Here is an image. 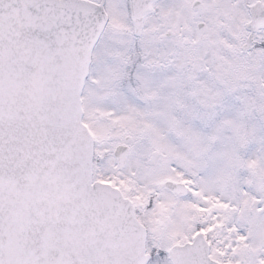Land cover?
<instances>
[{"label":"snow or ice","instance_id":"snow-or-ice-1","mask_svg":"<svg viewBox=\"0 0 264 264\" xmlns=\"http://www.w3.org/2000/svg\"><path fill=\"white\" fill-rule=\"evenodd\" d=\"M0 264H264V0H0Z\"/></svg>","mask_w":264,"mask_h":264}]
</instances>
